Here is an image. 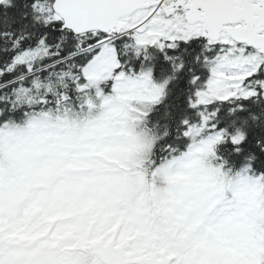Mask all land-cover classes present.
<instances>
[{
    "label": "snow or ice",
    "instance_id": "1",
    "mask_svg": "<svg viewBox=\"0 0 264 264\" xmlns=\"http://www.w3.org/2000/svg\"><path fill=\"white\" fill-rule=\"evenodd\" d=\"M0 264H264V0H0Z\"/></svg>",
    "mask_w": 264,
    "mask_h": 264
},
{
    "label": "rangeland",
    "instance_id": "2",
    "mask_svg": "<svg viewBox=\"0 0 264 264\" xmlns=\"http://www.w3.org/2000/svg\"><path fill=\"white\" fill-rule=\"evenodd\" d=\"M55 222H56V221L53 220V221H51L50 223L52 224V223H55ZM106 225L108 226L109 223L107 224V223H103V222L101 221L98 225H96V229H97V231H99V232H105V230H106Z\"/></svg>",
    "mask_w": 264,
    "mask_h": 264
},
{
    "label": "water",
    "instance_id": "3",
    "mask_svg": "<svg viewBox=\"0 0 264 264\" xmlns=\"http://www.w3.org/2000/svg\"><path fill=\"white\" fill-rule=\"evenodd\" d=\"M116 235V233H114V236ZM127 242V241H126Z\"/></svg>",
    "mask_w": 264,
    "mask_h": 264
}]
</instances>
